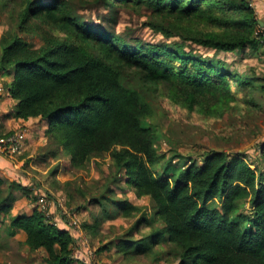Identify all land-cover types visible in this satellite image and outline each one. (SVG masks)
I'll return each instance as SVG.
<instances>
[{
  "label": "trees",
  "instance_id": "16d2710c",
  "mask_svg": "<svg viewBox=\"0 0 264 264\" xmlns=\"http://www.w3.org/2000/svg\"><path fill=\"white\" fill-rule=\"evenodd\" d=\"M101 1L145 7L157 18L149 22L155 30L210 48H257L262 41L260 19L246 0ZM11 3L16 30L2 37L0 72H13V116L45 119L46 135L70 154L73 167L109 153L119 177L137 197L153 200L164 224L139 239H119L118 250L128 258L154 254L159 262L169 255L165 246L172 245L178 264H264V170L252 167L242 152L210 151L201 162L188 163L180 153L160 152L156 132L146 124L152 104L126 76L136 75L142 85L163 84L174 104L209 116H221L242 98L256 105L249 96L264 87V79L222 59L195 55L182 44L130 45L81 21L68 0H0L3 9ZM23 34L42 43L34 46ZM3 184L0 175V212L9 213L14 199L4 195ZM14 185L31 195V183ZM138 212V205L118 201L121 217ZM49 223L35 208L13 216L10 233L24 231L28 248L42 251L41 264L85 263L82 239L69 223L64 225L70 229ZM83 226L93 237L100 233L99 220ZM74 243L83 250L76 255Z\"/></svg>",
  "mask_w": 264,
  "mask_h": 264
},
{
  "label": "rangeland",
  "instance_id": "374dc122",
  "mask_svg": "<svg viewBox=\"0 0 264 264\" xmlns=\"http://www.w3.org/2000/svg\"><path fill=\"white\" fill-rule=\"evenodd\" d=\"M68 1L74 14L81 21L115 33L130 45L141 43L171 47L177 43L182 44L186 50L195 55L222 59L226 63H233L236 68L246 73L254 72L264 79V41H261L257 48L249 46L244 49L224 51L196 44L177 34L165 36L149 24L151 21H157V18L145 7L139 9L134 6L119 7L103 3L101 0ZM246 1L255 8L256 16L264 27V0ZM13 6L14 3H11L7 9H3L0 5V54L3 35L16 30L13 12L8 11ZM23 36L34 46L42 43L40 37L28 34ZM1 73L2 77L10 74L13 79V72L1 71ZM129 75L126 76L128 82L138 87L152 104L154 114L146 124L152 125L155 130L156 146L160 152L166 153L167 156L180 153L186 157L184 163L192 159L201 162L210 151H226L230 154L242 152L247 155V161L252 167L258 171L264 170V157L261 155L264 144V87H257L258 89L249 96L256 105L245 103L242 98L221 116H209L200 112L197 107L189 109L174 104L167 96L165 85H142L136 75L132 73ZM4 81L5 79H0V85L3 86L0 99L10 89L9 86L6 91ZM239 95L242 96V94ZM5 103L9 110L13 108L14 113L16 101L13 99L11 102L6 98ZM33 122L35 123L31 124V135L36 139L34 145H31V154L41 157L38 164L42 172L31 166V195L27 197L16 185L17 188L12 192L14 195L18 193L22 203H16L9 213L0 212V264L44 263L42 251H31L25 244L26 236L23 234L25 232L18 230L16 234L10 233L12 217L31 213L38 208L37 203L42 194L47 195L51 202L52 213L49 219L44 215L49 224L56 222L59 227H63L64 222L77 221L79 228L77 235L82 239L81 248L85 249L82 254L84 258L80 259L85 260V263L76 261L69 264L179 263L178 252L172 245L165 246L164 251L169 255L165 259H160L159 262L155 261L154 254L128 258L119 251L117 246L119 239L126 237L139 239L148 234L151 229L164 226L163 222L156 217L153 200L149 196H136L132 187L126 184L124 176L119 177L115 171L113 157L109 153L100 158L91 159L83 168L73 167L70 163V154L55 138L46 135V129L42 130L46 120L37 117V120ZM40 128L42 129L39 132ZM44 151H48L47 159H45ZM24 155L26 154L23 153L18 159ZM32 159L34 158L32 157L31 161ZM175 161L179 162L177 158ZM27 168L30 169L29 166ZM11 182L18 183L16 180L8 179L6 187ZM8 189L5 188L4 195L8 194ZM35 195H37L36 199ZM103 195L107 198L101 199ZM118 201H128L138 205L140 212L130 218L121 217L117 213ZM249 206L248 203L245 204V207L249 208ZM97 220L100 222V233L93 237L87 233L83 225ZM138 221V228L133 229ZM78 247L80 246L73 244L75 255L82 250Z\"/></svg>",
  "mask_w": 264,
  "mask_h": 264
},
{
  "label": "crops",
  "instance_id": "0c3cea01",
  "mask_svg": "<svg viewBox=\"0 0 264 264\" xmlns=\"http://www.w3.org/2000/svg\"><path fill=\"white\" fill-rule=\"evenodd\" d=\"M261 24H262V22H261ZM0 79H2V80L5 79L3 84H4V87L7 91V88L9 89V86H10V83L12 80V75L6 74V76L2 77V73H1ZM5 93H4L3 97H1V99H0V110H1L0 134L10 133V132H12L15 129L20 128V127H26L29 131L25 140H24V154H26V155L22 156L17 161H11L9 159H6V158L0 156V175L4 178L3 188H4V190H5V188H9L8 193H10L12 195V198L14 199V202L12 203V207H11V208H13L16 203H18V202L22 203V201H20V199L17 195L18 194L17 192L15 193V195L13 194L12 191L17 187L14 184H12V182L8 185V187H6L7 180L8 179H10V181L16 180L18 182L23 183L24 185H29L30 181H31V176H30L31 166L40 172H42V170L38 164V163H40L39 159L41 157L39 158L36 155L34 156V153L31 154V145H34V142L36 139L31 135V129H32V125H33L32 123H35L33 121H36L37 117H30L28 119L14 117L13 112H12L13 108L11 110H9L7 108V104L5 103L6 98H8L11 102H13V99L9 97L10 96L9 91H7L6 94ZM34 119H36V120H34ZM41 129L42 128L39 129V132ZM45 129H46V124L43 125L42 130L45 131ZM44 137H45V134L43 136V139H44ZM41 142H44V141H41ZM45 152H47V153H45ZM44 155H45V159H47L48 155H49L48 151H44ZM32 157L34 159H32V161H31ZM28 166L30 167V169L27 168ZM11 185H13L12 186L13 188L10 187ZM18 199H19V201H18ZM33 211L34 210H32L31 213H26V214L30 215L33 213ZM64 227L70 229L67 225H64ZM23 234H25V233H23ZM24 236H26V235H24Z\"/></svg>",
  "mask_w": 264,
  "mask_h": 264
},
{
  "label": "built area",
  "instance_id": "2783aa9c",
  "mask_svg": "<svg viewBox=\"0 0 264 264\" xmlns=\"http://www.w3.org/2000/svg\"><path fill=\"white\" fill-rule=\"evenodd\" d=\"M257 32L261 34L262 41H264V27L260 25V28L257 30ZM0 92H3L2 85H0ZM28 132L29 131L26 127H21L10 133L0 134V156L6 159H9L11 161H17L18 157L24 153V140ZM50 203L51 202L48 199V196L44 194L40 196L38 203H37L38 209L48 219H49V215H51L52 213ZM68 223L72 227L71 228L73 231L72 233H77L79 230L77 221L70 220ZM83 234H84V231H83ZM87 252L89 253V250H87Z\"/></svg>",
  "mask_w": 264,
  "mask_h": 264
}]
</instances>
